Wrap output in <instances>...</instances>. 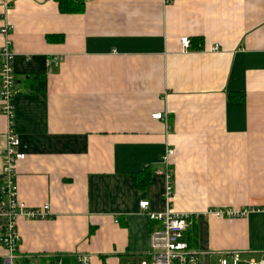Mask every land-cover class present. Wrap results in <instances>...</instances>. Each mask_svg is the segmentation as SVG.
Listing matches in <instances>:
<instances>
[{"label":"crops","instance_id":"0c3cea01","mask_svg":"<svg viewBox=\"0 0 264 264\" xmlns=\"http://www.w3.org/2000/svg\"><path fill=\"white\" fill-rule=\"evenodd\" d=\"M9 1L14 127L26 153L18 196L50 205L46 217L19 216L18 264L146 255L153 223L140 200L167 209L169 146L171 207L195 215L201 257L220 231L235 243L218 253H264V209L253 210L264 207V0H85L81 12ZM4 15L0 0V26ZM182 36L202 46L184 48ZM34 74L46 76L43 91L30 85ZM7 132L0 102V175ZM220 207L250 211L205 214Z\"/></svg>","mask_w":264,"mask_h":264},{"label":"built area","instance_id":"2783aa9c","mask_svg":"<svg viewBox=\"0 0 264 264\" xmlns=\"http://www.w3.org/2000/svg\"><path fill=\"white\" fill-rule=\"evenodd\" d=\"M4 1L5 15L0 26L2 34V45L0 47V102L1 112L7 117L8 132L6 144L3 148V168L0 181V238L7 252L2 257V264H18V249L20 233L18 230L19 216L28 218L46 217L50 214V205L29 206L18 196L16 182L17 163L24 158L26 153L20 150L21 139L14 127L15 105L14 96L17 92L15 75L16 51L13 46L12 31L14 24L7 18V12L12 3ZM181 43L184 48H191L192 41L189 36H182ZM220 47L218 43L211 49ZM61 57H56L57 63ZM167 111H156L155 118L168 120ZM175 149L169 146L162 157L166 165L167 184L165 196L167 209L157 211L150 208V200H140L141 211L146 212L153 225L150 229V245L147 254L136 258L132 264H210L209 260H203L201 252L193 247L188 238L186 230L192 224L195 215L187 211L173 209L172 195L174 192L173 168L171 157ZM264 207H255L253 210H262ZM250 209L244 208H213L205 211V214L242 216L248 214ZM260 258L247 257L243 251L237 249L224 250L220 253L219 264H264V254ZM79 264H91V254L84 252L78 256ZM53 264V263H52Z\"/></svg>","mask_w":264,"mask_h":264},{"label":"trees","instance_id":"16d2710c","mask_svg":"<svg viewBox=\"0 0 264 264\" xmlns=\"http://www.w3.org/2000/svg\"><path fill=\"white\" fill-rule=\"evenodd\" d=\"M59 3L60 10L63 12H81L85 9V0H57ZM202 40V38H197ZM192 41V47H198L202 46L201 41L200 43L197 42L196 39L191 38ZM30 85L34 86V88L38 91H43L46 88V76L44 74H34L30 76L29 79ZM149 173H150V167H147ZM1 175H0V181H1ZM140 181V185L142 187L147 186L149 182V177L143 176V178H138ZM198 226H197V220L193 219L192 224L189 226V228L186 230V238L189 239L191 245L193 247H197V240H198ZM2 256H0V264H2Z\"/></svg>","mask_w":264,"mask_h":264},{"label":"rangeland","instance_id":"374dc122","mask_svg":"<svg viewBox=\"0 0 264 264\" xmlns=\"http://www.w3.org/2000/svg\"><path fill=\"white\" fill-rule=\"evenodd\" d=\"M221 237H225L227 238V235L225 233H223L222 231H220V233L218 234V236L214 235V233L212 234V237H211V243L209 244L210 246L208 248H213V250H210V254L205 252V256L204 258L202 257L203 260H206L210 262V264H219V257H220V253H218V251H215V250H218L219 248H222V247H229V245H234V241L232 242H227V240L225 238H221ZM217 248V249H215ZM209 250V249H208ZM264 254V253H262ZM261 253H252V252H247V253H243L244 256H247V257H256V258H260L261 256H263Z\"/></svg>","mask_w":264,"mask_h":264}]
</instances>
